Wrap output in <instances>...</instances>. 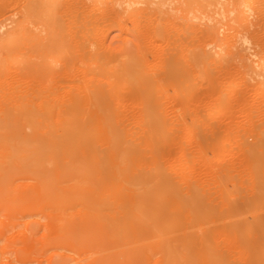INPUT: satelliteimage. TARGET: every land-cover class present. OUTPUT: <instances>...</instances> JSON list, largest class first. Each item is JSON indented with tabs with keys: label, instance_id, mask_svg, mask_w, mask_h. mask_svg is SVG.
<instances>
[{
	"label": "rangeland",
	"instance_id": "obj_1",
	"mask_svg": "<svg viewBox=\"0 0 264 264\" xmlns=\"http://www.w3.org/2000/svg\"><path fill=\"white\" fill-rule=\"evenodd\" d=\"M88 1L90 0H0V264H164V253L160 249L161 244L167 240H131L129 244L121 240L112 241L107 236L106 239L103 234L98 235L99 238L103 236V240H88L89 242L58 240L55 233L56 226L61 221L58 215L62 211L58 206V210L55 206L53 208L52 205L57 204L54 201L51 204L50 199L45 198L38 181L41 97L49 96L50 88L54 87H58L59 92L66 88V91H76L83 77L82 70L76 66L80 61L96 58L99 53L95 50L96 43L102 46V52H111L117 58L122 53V42H131L132 34L139 25L146 30L148 36L141 54L148 85L143 90L136 89L140 85L128 89L119 87L116 93L112 90L106 92L104 98L116 105L117 99L124 100V114H134L132 129L137 128L135 130L138 135L133 131L135 136L133 135L132 141L153 139L159 144L157 158L155 154L149 153L146 157L152 167L165 166L166 174L180 178L181 183L175 184L180 191L195 183L212 194L209 199L211 201L207 203L216 210L208 216H194V222L186 223L185 226L190 228L193 223L194 228H218L215 229L216 240L212 241L213 246L207 251L217 253L228 264H264V192L259 193V190L256 194L252 191L253 186L264 185V146H252L256 138L249 132L243 136L238 135L240 128L251 126L261 136L257 140L264 139V94H256L264 87V70L263 80L259 82V77L253 78L250 68L244 65L259 64L264 60V0H253L249 6H243L247 0H239L242 1L243 13L238 15L237 20L233 19L234 13L231 10L232 2L236 0H168L167 4H163L168 10L158 7L161 1L158 6L151 5L152 2L148 6L143 2L139 6L137 4L132 12L120 10L123 26L116 19L94 25L96 21L93 19L100 17V11ZM85 23L89 29L94 27L95 32L97 28V32L92 34L89 49L80 54L84 50L80 38L81 27ZM155 23H160L158 28L153 27ZM207 30L214 32L215 41L206 36ZM55 31L73 36L76 40L74 48L62 63V68L66 65V68L72 69L69 76H43L41 73L40 44ZM179 31L185 32L187 51L180 50V53L183 52L187 58H194L188 48L195 47L200 42L198 47H203L202 51L205 48L206 51H212L210 54L213 57L209 61L208 70L200 62H196L195 69L192 70L197 73L191 70V75L190 67L179 62L174 66V76L169 72L167 54L171 50L170 38ZM186 33L190 34L186 36ZM195 35H200V39L197 38L200 42L196 41ZM242 36L244 42L239 39L240 42L236 41L241 45L236 44L238 49L235 47L234 61L231 58L233 53L231 56L230 53L227 54V50L218 55L220 45ZM209 43L213 48L211 45L207 46ZM175 49L178 52L181 48L172 50ZM198 63L200 67H196ZM187 76L193 78L189 79ZM181 79L183 86L179 87ZM246 81L249 83L246 84ZM157 83L160 90L156 89ZM219 89L226 94L232 91L234 98L230 102L216 100L215 92ZM177 91H180V96ZM217 101L221 103L220 111L214 114L203 113L199 122L193 120L190 115L192 110H202L204 105L215 108ZM144 110L172 116L173 119L180 113L184 118L181 122L176 121L177 125L174 123V131H165L160 139L156 134L150 133V128L141 124L139 116ZM138 120V125L142 126L135 124ZM189 126L197 127L193 140L187 131ZM213 158L222 161L211 167L209 165ZM95 164L93 162L90 166ZM228 170L234 174V178L226 175L225 171ZM223 191L226 198L222 195ZM220 198L222 201L225 198L224 202L227 203L223 204ZM175 200L170 196L163 202L171 206L172 211L175 209L174 227L180 228L184 221L183 218L178 220L177 211L180 210L185 220L188 204L181 202L179 205L176 202V206ZM50 210L57 217L54 218ZM79 219L78 216L77 220ZM194 228H190V231H199V228ZM228 228L231 229L230 233ZM177 234L183 235L184 232ZM191 242H194L191 255L196 257L192 259L195 264H209L210 260L205 257L208 262L203 257L204 241Z\"/></svg>",
	"mask_w": 264,
	"mask_h": 264
},
{
	"label": "bare ground",
	"instance_id": "obj_2",
	"mask_svg": "<svg viewBox=\"0 0 264 264\" xmlns=\"http://www.w3.org/2000/svg\"><path fill=\"white\" fill-rule=\"evenodd\" d=\"M154 1L90 0L88 2L91 5L97 6L96 8L100 11V17L96 20L93 19V21H96L94 25L97 26L98 24H104L107 21L116 19L123 26V22L120 20L121 9L132 12L137 4L139 6L143 2H146L148 6L150 5L149 2H152L153 4L151 3V5L153 6L155 4L158 6L160 1L161 5L169 2L168 0H156V3ZM252 1L247 0L243 6H249ZM241 4L242 1L239 0L232 2L231 10L234 13L233 19H239L238 15L243 13V6ZM161 5L158 7L162 10L165 6ZM164 9L168 10L167 7ZM153 25L154 28H158L160 23ZM81 30L82 37L80 38V43L83 45L84 50L80 54H84L91 46L93 40L92 34L97 32V28L95 32L94 27L89 29L85 23L82 25ZM181 31L171 35L173 37L169 35L172 42H170L171 50L167 54L169 62L168 70L172 76H174V66L177 63L179 64V62H181V65L187 64L190 67V71L195 69L194 65L196 62H200L201 66H205L206 69L209 68V61L213 57L210 54L212 51H206V48L202 51L203 47H198L201 42L197 38L200 35H195L196 41L200 42L199 45L196 44L197 46L194 45L195 47L188 48V51L193 53L194 58L190 59L187 58L188 56L182 54L185 50L187 51L185 46L187 42L184 39L185 32L183 31V34ZM188 34L186 33V36ZM206 34L212 40L215 38L214 32L211 30H207ZM132 36L133 38L130 39L131 42L125 40L122 42V53L117 58H114L111 52H102V46L96 43L95 50L99 52L95 56L96 58L84 62L80 61L76 66L77 69L83 72V77L79 81L76 91H66V88L65 91L59 92L58 87H54L53 89L50 88L49 96L43 95L41 97L39 103L40 126L38 139L40 177L38 181H40V190H42L43 195H45V198L50 199V201L46 199L47 202L49 201L51 203L52 201L53 204L55 202L57 205H52L53 208L54 206L56 208L58 206L62 211L58 215L61 221L59 223L56 221L58 224L56 223L57 226L55 225L57 228V233L55 234H57L58 240L61 241L99 240L103 236L106 239L108 237L112 241L121 240L124 243L131 240H167L163 245L158 241L161 244L160 250L164 253L162 258L164 264H195L193 260L196 257L193 258L191 255L194 242L192 243L191 240H202L204 241V249L203 247L202 249L205 252V256L203 257L206 260H210L211 263L208 260L209 264H228L217 253L212 252L211 254V251H207L212 248V244L214 243L212 241L216 240L217 230L215 229L218 228L209 229L200 226L204 228H201L202 231L199 232L201 229L199 227H192L193 223L190 228H194V230L199 228V231H190L188 226L185 228L187 224L194 222V216H208L216 210L215 207L207 203L211 201L209 199H211L212 194L200 188L195 183L190 184L184 191H180L175 186V184L181 183L180 178L178 179V177L175 178L166 174L167 170L165 166L157 165L152 167L147 162L146 157L149 153L151 155L155 154V158H157V152L160 149L159 144H156L153 139L143 140V142H137V140L135 142L132 141L135 136L133 131L137 134V128L133 127L134 129H132L134 114L129 113L125 115L126 113L122 110L125 108L124 100L117 99L116 105L104 98L106 92L112 90L116 93L119 87L128 89L140 85L136 89L142 88L143 90L148 85V79L145 76L146 71L143 68L145 67V62L144 60L141 61V54L146 47L145 40H148L146 30L144 31L143 27L139 25L137 31H134ZM238 39L244 42V36L229 40L230 42L227 41L225 44L219 46L220 52L218 55L222 51L227 50V54L230 53L232 56L233 53L231 58L234 61V57H236L234 56L236 53L235 47L238 49V45L236 46V44L241 45V43H237L239 41ZM75 44L76 40L73 36L64 35L57 31L44 38L40 44L42 47L40 56L42 75L66 74L69 76L72 73V69L66 68V65L62 68V63L69 51L74 48ZM127 44L130 45L128 46ZM210 45L212 46L210 43L207 46L209 47ZM173 48L181 49L177 52V49L172 50ZM180 50L183 52L181 51L182 53H180ZM55 52H57L56 55H54ZM200 63L196 64V67ZM244 65L250 68L253 78L254 76L259 77L258 80L260 82L263 77L264 60H261L259 64L246 63ZM151 69L154 68L152 67ZM192 71L196 72L195 70ZM192 71L190 72L191 75ZM188 78L193 77L190 76ZM191 80L194 81V79ZM182 81L183 79L179 81V87L182 85ZM245 83L247 84L249 82L246 81ZM160 88V85L157 83L156 89L160 90ZM179 93L180 91H177L178 95ZM215 93L216 100L223 102H230L235 96L232 91L230 94H226L220 89ZM256 94L259 96L263 95L264 87L262 86ZM220 108L221 103L217 101L215 108L206 105L199 111L190 108L192 110L190 115H192L194 121L199 122V120H202L203 113L214 114L220 111ZM183 118L180 113L176 114V118L173 119L172 116L167 117L148 110H144L139 116L143 127L150 128V133L156 134L158 136L157 138L160 139L163 137L165 131L168 133H171L172 129L174 131L173 127L177 125L176 121L181 122ZM136 122L135 124L138 125L140 120H138V123ZM197 126L200 125L198 124ZM253 128L251 126L243 129L240 128L238 135L243 136L249 132L250 135L256 138L252 146H264V139L261 141L257 140L261 136H258L255 132L256 130ZM196 129V126H189L187 128L191 140L195 138ZM244 159L245 161L247 160L246 156H244ZM220 161L222 160L219 158H213L209 166L214 167L219 165L221 163ZM93 162L96 164L90 166ZM225 173L226 175L228 174L227 176L231 175V177L234 175L229 170L225 171ZM259 190V193L264 192L263 183L260 187L253 186L252 188V191L256 194ZM222 195H225L224 191ZM170 196L176 199L174 201L176 206V202H179V205L181 202L188 204V207H186L188 208L187 216H185L186 221L182 213L179 212L180 210L177 211L179 215L178 220L180 219L181 221L183 218L184 221L182 225L180 224V228L174 227V221L176 219L174 218L175 209L172 211L171 206L163 202L166 197ZM225 198L223 201L220 198L223 204L227 203V201L224 202ZM47 204L45 205L48 206ZM77 206L80 208L77 209ZM73 210H77L75 212L77 215ZM50 211L52 213V210ZM78 216L80 217L79 220H77ZM183 225L184 227L182 228ZM180 231H183L184 234H177ZM228 232H231L230 228H228ZM100 234H103L101 238L98 237ZM257 238L258 236L255 239ZM194 252L193 255H195ZM198 255L200 254L198 253Z\"/></svg>",
	"mask_w": 264,
	"mask_h": 264
}]
</instances>
